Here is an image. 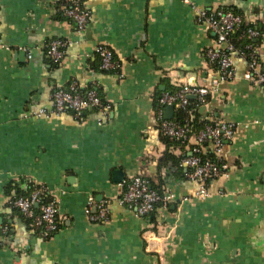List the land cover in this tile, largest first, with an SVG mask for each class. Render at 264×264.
I'll list each match as a JSON object with an SVG mask.
<instances>
[{"label":"crops","instance_id":"obj_1","mask_svg":"<svg viewBox=\"0 0 264 264\" xmlns=\"http://www.w3.org/2000/svg\"><path fill=\"white\" fill-rule=\"evenodd\" d=\"M85 4L92 17L78 33L62 0H0V225L8 227L0 264H264V90L244 77L248 64L238 55L233 78L216 82L218 68L205 56L215 33L198 20L199 9L240 13L261 31L264 71V0ZM54 38L68 40L58 64L46 54ZM98 45L113 50L118 71L99 69ZM73 81L99 88L111 108L83 119L39 116L52 107V91ZM184 84L213 89L196 108L201 119L235 126L222 151L227 175L206 197L197 195L198 181L161 163L189 147L161 134L155 97ZM134 175L161 183L175 200L150 217L135 215L118 200ZM30 183L59 202L60 229L48 238L9 202ZM89 195L110 200L107 221L88 219Z\"/></svg>","mask_w":264,"mask_h":264},{"label":"built area","instance_id":"obj_2","mask_svg":"<svg viewBox=\"0 0 264 264\" xmlns=\"http://www.w3.org/2000/svg\"><path fill=\"white\" fill-rule=\"evenodd\" d=\"M189 1V0H187ZM61 13L70 19L78 33H82L89 25L92 17L91 10L85 0H62ZM198 20L206 23L215 33V44L206 50L207 61L215 64L219 71L217 83L231 79L235 75L234 56L246 59L248 69L244 77L252 83L258 84L264 90V71L260 67L258 56V42L261 36L259 28L247 25L245 38L249 43L244 47H236L231 35L245 25L240 13L230 9H199ZM68 40L64 38L51 39L46 47V54L55 63L61 62L65 55ZM97 56L100 60V69L104 71H118L119 61L115 58L113 50L107 45H98ZM32 57L31 54L28 56ZM216 83V84H217ZM213 92L212 88L184 84L177 90H164L156 98L157 121L159 130L164 137L180 141L188 146V153L181 159V165L187 168L186 177L198 181L199 197L210 195L207 182L214 181L227 175V164L222 158V151L226 143L234 136L235 126L227 122L206 123L200 130L193 132L189 123L181 124L166 117V107L174 109H188L191 97H196L200 103L207 100ZM51 108L39 110V116L61 115L65 112L83 119L89 110L98 109L106 113L111 105L105 103L99 95L97 87L80 90L79 84L73 81L67 86L57 87L51 93ZM212 151L215 158L204 157L203 153ZM49 196L45 187H35L30 194L13 197L10 204L17 208L26 218L28 226L41 237L48 238L60 229L59 202ZM51 198V197H50ZM123 206L137 216L150 217L160 205H167L175 200L173 193H163L153 186L150 179L141 175L130 177L123 184V191L119 197ZM110 200H98L95 195H89L85 207V214L92 222H104L111 213ZM8 227L0 225V246L2 235Z\"/></svg>","mask_w":264,"mask_h":264},{"label":"trees","instance_id":"obj_3","mask_svg":"<svg viewBox=\"0 0 264 264\" xmlns=\"http://www.w3.org/2000/svg\"><path fill=\"white\" fill-rule=\"evenodd\" d=\"M246 27H247L246 24L243 25L239 30L235 31L231 35L232 43L236 47H244L245 44L249 43V40H247L244 37L245 36V32H246ZM258 41H259V39L257 40V42ZM53 64H58V63L53 62ZM99 67H100V60H99ZM107 72H110V71H107ZM97 89H98L99 95L103 99L102 95L100 94L99 88H97ZM177 89L178 88H176V89L171 88V90H173V91L174 90H177ZM80 90L81 91H84L85 89H81L80 88ZM166 90H170V89H166ZM160 93L155 97V101H156V98L160 95ZM103 101L106 103V101L104 99H103ZM199 104H201V103H200V101L198 99H191V105H189L188 109H182V108L175 109L174 117L172 119L175 120V121H177V122H179V123H181V124H184V125L186 123H189L192 126V128H193V132H196V131L200 130L206 123H214L215 121L204 120V119H201L200 118V116H199V114H198V112L196 110V108L198 107ZM156 107H157V101H156ZM164 138L167 140V142L169 143V145H171V144H175V145H178V144L185 145V144H182L180 141L171 140V139H169L167 137H164ZM187 153H188V151L185 154H187ZM185 154L183 156L179 157V156L174 155L171 152H167L162 157L161 163L163 165H167V164L173 163L174 165H176L178 167V169L180 170V173L182 174V176H186L187 170L180 163L181 162V159L185 156ZM203 156L204 157H209V158H215L214 153L212 151H210V150H208L205 153H203ZM128 179H126V181ZM210 184H211V182L208 181L207 182V186H210ZM35 187H39V186H37V185H35L33 183H30V185H29V187L27 189H25V190L18 189L17 195H15L13 197L20 196V195H28V194L31 193V191ZM154 187L157 188L159 191L162 192V190H161V183L160 184H157V185H154ZM13 197H11V198H13ZM49 199H52V197L50 198V196H44V201H48Z\"/></svg>","mask_w":264,"mask_h":264},{"label":"water","instance_id":"obj_4","mask_svg":"<svg viewBox=\"0 0 264 264\" xmlns=\"http://www.w3.org/2000/svg\"><path fill=\"white\" fill-rule=\"evenodd\" d=\"M174 111H175V109H174L173 106H167L166 110H165L166 117L169 118V119H172Z\"/></svg>","mask_w":264,"mask_h":264}]
</instances>
